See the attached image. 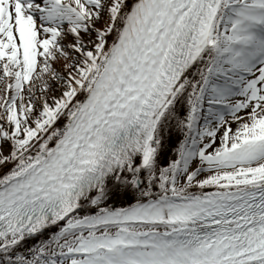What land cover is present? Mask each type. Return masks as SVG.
<instances>
[{"label": "snow or ice", "instance_id": "obj_1", "mask_svg": "<svg viewBox=\"0 0 264 264\" xmlns=\"http://www.w3.org/2000/svg\"><path fill=\"white\" fill-rule=\"evenodd\" d=\"M0 264H264V0H0Z\"/></svg>", "mask_w": 264, "mask_h": 264}]
</instances>
